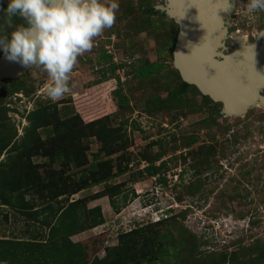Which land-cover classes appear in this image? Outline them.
<instances>
[{"label":"rangeland","instance_id":"1","mask_svg":"<svg viewBox=\"0 0 264 264\" xmlns=\"http://www.w3.org/2000/svg\"><path fill=\"white\" fill-rule=\"evenodd\" d=\"M164 2L148 0L153 7ZM246 3L247 0H236L226 19L230 34L224 39L228 48L224 52L229 51L233 34L253 43L262 24L259 17L264 11L250 13ZM118 5L113 25L94 39L89 51L77 58L69 74L70 90L61 98L52 101L44 94L50 78L35 66L23 74L26 75V86L33 88L32 93L26 96L20 91L3 97L6 116L16 130V138L23 134L22 128L27 125L25 115L38 100L45 104L55 103L51 109L59 119L64 117V106H67L69 115L73 109L84 122L109 115L110 124L116 125L127 118L125 138L130 160L126 170L110 183H123L121 192L131 189L135 196L129 198L128 193V201L117 213L113 212L107 196L87 204L88 207L100 206L104 223L81 232L73 239H90L102 231L106 234L104 240L97 238L93 246H88L90 257L102 256L103 247L115 244L119 232L139 223L151 222L160 216L163 209L171 206L172 213H183L177 216V224L204 242L201 250H235L244 260L252 253L245 252L247 246L255 249L258 241L264 242V106L254 104L237 116L215 114L211 108L214 102L204 103L199 94H193L188 88L184 97L189 102L181 111L179 108L160 107L154 102L155 98L165 97L177 83L170 57H164L159 73L145 79L135 78L132 71L144 61L161 60L157 51L160 46V53L169 51L162 45L166 44L169 33L168 17L161 16L156 9L139 25L141 10L146 5L139 6L137 0H118ZM5 6L6 0H0V8ZM6 20L0 10L2 34L8 32L5 30L8 28ZM102 50L110 55L109 61L99 58ZM119 63L123 65L110 74L111 64ZM101 72H105L106 77L102 78ZM114 76L118 77L122 94L128 102L121 110L116 108L110 94L116 87ZM99 78L101 81L95 83ZM147 108L150 112L145 111ZM215 108L220 110V104L217 103ZM132 122L133 127L130 125ZM46 130V127L38 129L39 144L51 135ZM82 140L88 144L90 159L98 143L93 137ZM42 145L45 150V144ZM159 150L164 151L161 159L167 162L168 170L164 175L167 181L171 180L163 186L156 184L153 177H140L138 173L146 165V160L140 159L141 154L150 157ZM29 160L32 163L52 162L49 155L44 154L32 155ZM49 164L48 170L62 171L64 175L77 170L66 161ZM174 180L178 183L171 186ZM187 186L198 188L190 193L186 191ZM101 188L102 185H96L70 198L88 196ZM117 198L119 201L120 195ZM0 209V236H19L25 226L23 221L13 219V212L7 208L0 206ZM4 213L8 217L5 222L2 218ZM158 229L163 231L161 227Z\"/></svg>","mask_w":264,"mask_h":264},{"label":"trees","instance_id":"2","mask_svg":"<svg viewBox=\"0 0 264 264\" xmlns=\"http://www.w3.org/2000/svg\"><path fill=\"white\" fill-rule=\"evenodd\" d=\"M137 4L146 5L140 13L142 15L140 25L147 19V15L156 9L148 4V0H137ZM160 15L165 17L163 12ZM167 21L169 33L166 44L162 45L169 51L160 53L162 47L160 46L157 51L161 60L142 62L132 71L135 78L145 79L159 73L166 55L171 60L177 25L170 18ZM12 23L17 24L21 21L13 18ZM1 28L0 23V33ZM5 30L9 31L8 28ZM99 58L109 61L110 55L102 50ZM122 65L111 64L110 74ZM172 70L177 83L167 91L165 97L155 98V103H159L160 107L179 108L181 111L189 102L184 97L188 88L193 94H199L204 103L212 102L207 96L201 95L195 86L182 81L176 69L172 67ZM101 77H106L105 72H101ZM114 78L116 87L110 94L116 108L121 110L128 102L122 94L118 77ZM100 81L99 78L95 83ZM0 91V156L4 154L0 159V206L12 211L13 219L23 221L25 224L19 236H0V263L264 264V242L260 241L257 248L250 249V246H247L244 249L245 252L255 253L250 258L251 253L244 260L239 258L235 250L229 252L201 250L200 246L204 242L199 241L181 224H177V216H182L183 213H172L171 206L163 209L160 216L151 222L139 223L119 232L115 244L103 247L102 256L90 257L88 246L90 244L93 246L97 238H100V241L104 240L106 234L102 231L90 239H73L81 232L104 223L100 206L88 207L87 204L94 199L107 196L113 212L117 213L130 197L135 196L131 189L121 192L120 186L123 183H110L111 179L126 170L130 160L125 138L127 118L120 120L116 125L110 124L109 115L84 122L73 109L69 115L67 106H64L62 108L64 117L59 119L57 113L51 109L55 103L45 104L38 100L34 108L25 115L27 125L22 128L23 134L16 138V130L6 116L7 108L4 106L3 97L20 91L27 96L33 92V88L26 86V75H21L15 79L3 80ZM216 104L213 103L211 108L215 114H220L215 108ZM145 111L150 112L148 108ZM130 125L133 127L134 122ZM42 127H46L47 134L51 135H48L45 142L39 144L38 129ZM91 137L98 143V148L89 159L88 144L83 143L82 139ZM42 144H45V150ZM74 144H78L77 149L73 148ZM116 153L118 154L112 156ZM163 153V150H159L150 157L148 154H141L140 159L146 160V165L138 172L140 177H153L156 184L162 186L166 184L164 172L168 168L166 160L161 159ZM42 154L49 155L51 161L55 163L62 161L71 163L77 170L71 175H64L62 171L48 170L49 163L52 162L32 163L29 160L32 155ZM156 161L158 163L154 164ZM180 174L179 172L178 175ZM176 180L172 181L171 186L178 183ZM169 183L171 180L168 179L167 184ZM96 185H102V188L94 194L70 198L71 195ZM186 188V191L192 193L198 186ZM2 218L4 222L8 219L5 213ZM158 227L163 228V231Z\"/></svg>","mask_w":264,"mask_h":264},{"label":"water","instance_id":"3","mask_svg":"<svg viewBox=\"0 0 264 264\" xmlns=\"http://www.w3.org/2000/svg\"><path fill=\"white\" fill-rule=\"evenodd\" d=\"M225 7V0H165L154 5L177 25L171 64L181 80L219 103L220 114L237 116L254 104L264 106V28L259 44L238 43L224 53L230 14ZM245 55L257 56L258 61L247 65ZM28 70L1 55L0 88L3 80L15 79Z\"/></svg>","mask_w":264,"mask_h":264},{"label":"clouds","instance_id":"4","mask_svg":"<svg viewBox=\"0 0 264 264\" xmlns=\"http://www.w3.org/2000/svg\"><path fill=\"white\" fill-rule=\"evenodd\" d=\"M236 0H225L224 11ZM248 12L264 11V0H247ZM9 31L0 33V54L21 67L35 66L47 73L44 94L55 101L70 89L69 74L77 58L110 28L119 10L118 0H6L0 8ZM13 18L21 23L13 24Z\"/></svg>","mask_w":264,"mask_h":264},{"label":"flooded vegetation","instance_id":"5","mask_svg":"<svg viewBox=\"0 0 264 264\" xmlns=\"http://www.w3.org/2000/svg\"><path fill=\"white\" fill-rule=\"evenodd\" d=\"M259 19H261V22H262V24L260 25V27L258 28V30H257V33L255 34V36H254V41H253V43H250V42H245V40H244V43H249V44H257L261 39H260V37L258 36V33L264 28V14H263V16L262 17H259ZM227 26V25H226ZM230 34V31L227 29V37H228V35ZM232 41H231V47L229 48V51H227V52H230V51H232L233 49H234V47L236 46V44H237V42L240 40H237L238 38H236L235 37V34H233V36H232ZM228 48L226 47V49H224V50H227ZM224 50H223V52H224ZM227 52H224V53H227ZM262 106V105H261ZM220 109V108H219ZM219 111V110H218Z\"/></svg>","mask_w":264,"mask_h":264},{"label":"bare ground","instance_id":"6","mask_svg":"<svg viewBox=\"0 0 264 264\" xmlns=\"http://www.w3.org/2000/svg\"><path fill=\"white\" fill-rule=\"evenodd\" d=\"M230 12H231V10H230ZM258 36L260 37V32L258 33ZM236 38H238L237 40H239L238 42H237V44L238 43H243V44H249V43H244V38H242L241 36H235ZM256 44V43H255ZM257 44H259V42L257 43ZM257 46V45H256ZM250 55H252V54H250ZM246 60L248 59L249 61L247 62V65H250V64H252L253 62L252 61H258L257 60V56H255V57H250L249 55H245V57H244ZM258 59L260 60V58L258 57ZM249 73H250V71H249ZM254 74V73H253ZM257 74V73H256ZM250 74H247V77L249 76ZM242 77V76H241ZM241 77L239 76V78H240V80H241ZM249 81L251 82L252 81V79H249ZM263 86V85H262Z\"/></svg>","mask_w":264,"mask_h":264}]
</instances>
